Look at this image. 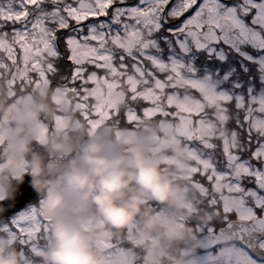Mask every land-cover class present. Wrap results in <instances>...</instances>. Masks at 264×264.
Masks as SVG:
<instances>
[{
	"label": "snow or ice",
	"instance_id": "snow-or-ice-1",
	"mask_svg": "<svg viewBox=\"0 0 264 264\" xmlns=\"http://www.w3.org/2000/svg\"><path fill=\"white\" fill-rule=\"evenodd\" d=\"M0 79L93 128L171 129L196 203L224 218L204 230L233 236L196 264H264V0H0ZM2 203L0 233L35 253L42 200L26 179Z\"/></svg>",
	"mask_w": 264,
	"mask_h": 264
},
{
	"label": "clouds",
	"instance_id": "clouds-1",
	"mask_svg": "<svg viewBox=\"0 0 264 264\" xmlns=\"http://www.w3.org/2000/svg\"><path fill=\"white\" fill-rule=\"evenodd\" d=\"M55 91L10 89L0 79V214L27 182L42 200L47 220L42 264H196L216 240L204 229L222 213L193 203L184 170L163 166L156 155L159 127L105 122L91 127ZM171 151L187 167L188 147ZM0 264H29L19 241L0 233Z\"/></svg>",
	"mask_w": 264,
	"mask_h": 264
},
{
	"label": "rangeland",
	"instance_id": "rangeland-1",
	"mask_svg": "<svg viewBox=\"0 0 264 264\" xmlns=\"http://www.w3.org/2000/svg\"><path fill=\"white\" fill-rule=\"evenodd\" d=\"M7 84L9 85V82L7 81ZM41 89V88H39ZM54 99L56 100L57 104L60 105H66L68 108L74 110L72 107H70L67 103L64 102H60L59 98L57 97V94L54 96ZM80 117V116H79ZM85 121V120H84ZM160 133L159 135H157L155 137L156 139V155L159 158L160 163L165 166V167H176L178 169H182L184 170L186 168L187 171V176H181L180 178L185 180L190 186L192 184H190L188 182V176H189V165L186 167L185 164L178 158L176 157L173 152L171 151L172 145L177 144L181 141L176 140L173 138L172 136V131L171 129L168 130L167 132V140L168 143H163L161 139H159L160 135H161V129L159 128ZM166 160H170L173 161V163H165ZM193 188L195 189L196 187L193 186ZM195 193H197V189H195ZM197 195V194H196ZM196 197L193 198V203L198 205L196 203ZM201 206V205H198ZM46 233V232H45ZM45 233L43 234L41 240L39 241V246L36 250L35 253L30 252L28 249V253H29V262L30 264H42V249L44 246V239H45ZM113 264H139V261L133 257L131 259H128L127 257H125L124 259H120V258H116L113 262Z\"/></svg>",
	"mask_w": 264,
	"mask_h": 264
},
{
	"label": "water",
	"instance_id": "water-1",
	"mask_svg": "<svg viewBox=\"0 0 264 264\" xmlns=\"http://www.w3.org/2000/svg\"><path fill=\"white\" fill-rule=\"evenodd\" d=\"M225 231H229V230H227V229H225L222 233H219L220 235H224V232ZM231 232V231H230ZM231 235H232V232H231ZM232 238H233V236H232Z\"/></svg>",
	"mask_w": 264,
	"mask_h": 264
},
{
	"label": "trees",
	"instance_id": "trees-1",
	"mask_svg": "<svg viewBox=\"0 0 264 264\" xmlns=\"http://www.w3.org/2000/svg\"><path fill=\"white\" fill-rule=\"evenodd\" d=\"M192 187L194 186V185H191ZM195 189H197V188H195ZM197 193H195V195H194V197H196L197 198V195H196ZM201 206H204V205H201Z\"/></svg>",
	"mask_w": 264,
	"mask_h": 264
},
{
	"label": "flooded vegetation",
	"instance_id": "flooded-vegetation-1",
	"mask_svg": "<svg viewBox=\"0 0 264 264\" xmlns=\"http://www.w3.org/2000/svg\"><path fill=\"white\" fill-rule=\"evenodd\" d=\"M8 87H9V85H8ZM9 88H10V87H9ZM10 89H11V88H10ZM29 90H30V89H29ZM71 110H72V109H71ZM73 111L75 112V114H76L77 116H79L75 110H73Z\"/></svg>",
	"mask_w": 264,
	"mask_h": 264
}]
</instances>
